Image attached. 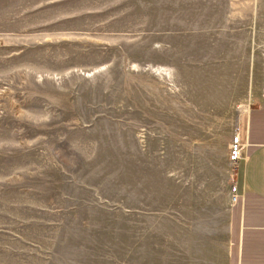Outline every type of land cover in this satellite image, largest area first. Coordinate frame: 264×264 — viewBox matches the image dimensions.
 Instances as JSON below:
<instances>
[{"label": "rangeland", "instance_id": "obj_1", "mask_svg": "<svg viewBox=\"0 0 264 264\" xmlns=\"http://www.w3.org/2000/svg\"><path fill=\"white\" fill-rule=\"evenodd\" d=\"M263 67L264 0H0V264H231Z\"/></svg>", "mask_w": 264, "mask_h": 264}, {"label": "crops", "instance_id": "obj_2", "mask_svg": "<svg viewBox=\"0 0 264 264\" xmlns=\"http://www.w3.org/2000/svg\"><path fill=\"white\" fill-rule=\"evenodd\" d=\"M259 76L256 89L264 91V67ZM240 133L247 145L230 174V187L238 185L229 213L231 264H264V99L250 106Z\"/></svg>", "mask_w": 264, "mask_h": 264}, {"label": "built area", "instance_id": "obj_3", "mask_svg": "<svg viewBox=\"0 0 264 264\" xmlns=\"http://www.w3.org/2000/svg\"><path fill=\"white\" fill-rule=\"evenodd\" d=\"M246 145L247 143L242 139L240 132H237L232 136L228 149V160L231 163L232 167L235 166L241 159ZM230 191L231 198L236 199L238 185L235 182L231 184Z\"/></svg>", "mask_w": 264, "mask_h": 264}]
</instances>
